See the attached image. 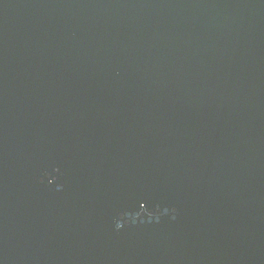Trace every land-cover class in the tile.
Here are the masks:
<instances>
[{
    "label": "water",
    "instance_id": "95a60500",
    "mask_svg": "<svg viewBox=\"0 0 264 264\" xmlns=\"http://www.w3.org/2000/svg\"><path fill=\"white\" fill-rule=\"evenodd\" d=\"M0 264H264V0H0Z\"/></svg>",
    "mask_w": 264,
    "mask_h": 264
}]
</instances>
